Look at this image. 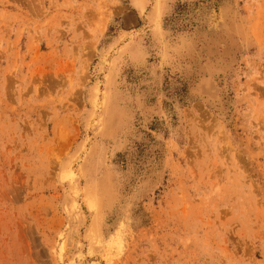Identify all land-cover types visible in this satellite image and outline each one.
Here are the masks:
<instances>
[{"label": "rangeland", "instance_id": "374dc122", "mask_svg": "<svg viewBox=\"0 0 264 264\" xmlns=\"http://www.w3.org/2000/svg\"><path fill=\"white\" fill-rule=\"evenodd\" d=\"M0 264H264V0H0Z\"/></svg>", "mask_w": 264, "mask_h": 264}, {"label": "bare ground", "instance_id": "6f19581e", "mask_svg": "<svg viewBox=\"0 0 264 264\" xmlns=\"http://www.w3.org/2000/svg\"><path fill=\"white\" fill-rule=\"evenodd\" d=\"M93 207V206H92Z\"/></svg>", "mask_w": 264, "mask_h": 264}]
</instances>
